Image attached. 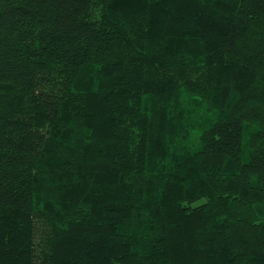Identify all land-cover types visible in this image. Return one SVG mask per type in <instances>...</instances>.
<instances>
[{
  "label": "trees",
  "instance_id": "trees-1",
  "mask_svg": "<svg viewBox=\"0 0 264 264\" xmlns=\"http://www.w3.org/2000/svg\"><path fill=\"white\" fill-rule=\"evenodd\" d=\"M0 264H264V0H0Z\"/></svg>",
  "mask_w": 264,
  "mask_h": 264
}]
</instances>
